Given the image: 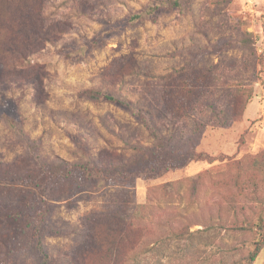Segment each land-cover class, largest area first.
<instances>
[{"label":"rangeland","instance_id":"1","mask_svg":"<svg viewBox=\"0 0 264 264\" xmlns=\"http://www.w3.org/2000/svg\"><path fill=\"white\" fill-rule=\"evenodd\" d=\"M43 1L38 19H22L27 44L0 46V178L29 175L36 157L74 162L82 143L97 162L133 159V146L158 143L134 159L136 172L170 157L229 158L59 201L52 220L66 235L47 236L51 254L66 258L86 241L89 222L99 227L108 212L142 205L144 237L131 264H241L264 217V0H182L184 12L103 37L151 0ZM38 22L46 33L30 36ZM95 37L82 58L65 49ZM90 88L131 99L158 136L120 108L88 101ZM29 191L0 183L1 210L25 208ZM17 228L0 221V234ZM253 264H264V247Z\"/></svg>","mask_w":264,"mask_h":264},{"label":"trees","instance_id":"2","mask_svg":"<svg viewBox=\"0 0 264 264\" xmlns=\"http://www.w3.org/2000/svg\"><path fill=\"white\" fill-rule=\"evenodd\" d=\"M43 7V0H0V46H6L5 42L9 39L13 40L17 46L27 44V36L23 37L19 34L22 19L29 16L28 21L31 24L34 19L39 18ZM174 11H185L182 0H151L140 9L129 12L114 25L105 28L100 36L103 37L122 31L127 27L145 25L149 22L156 23L161 15ZM37 25L41 26L40 22L35 23L33 26L30 25L31 28L28 32L31 31L30 36L37 34L42 36L46 33L43 27L38 29ZM54 39L52 35L45 38L47 42ZM98 41V37H95L73 51H70L68 46L65 49L71 57L82 58L87 50L96 47ZM29 49L30 46H25L24 52L29 51ZM4 52L5 50L0 48V59H3ZM83 96L93 103H105L120 108L125 113L138 119L148 130L158 136L157 129L146 118L149 113L137 107L128 97L116 96L99 88L87 89L83 92ZM173 102L179 105L186 103L184 100L175 101V99H173ZM247 132L242 135L241 139ZM158 145V143H155L151 148L133 146L132 149L136 153L133 159L124 157L97 162L82 143L78 148L79 158L74 162H67L59 158L40 160L36 157L34 159L36 170L29 173V175L0 178V183L4 185L17 184L26 188V190H31L25 208L21 207L15 210H11V207H8V210H1L0 208L1 223L13 221L18 226L15 232L10 231L8 234H0V264H16L21 259L28 261V264H131L139 256L136 250L141 244V238L144 237V226L138 225L139 217L142 216L140 214L141 210L145 208L142 205L138 206V211L134 213L126 209L108 212L96 223L103 224L99 227L89 222L84 244L77 247L71 255H67L62 260H58L51 254L47 236L61 237L66 235V232L55 225L52 220L59 201H67L71 205L72 198L76 195L82 193L96 194L108 189L109 186H116V184H119L118 182L134 181V184H136L135 181L143 179V177H161L173 169H180L194 161L200 162L203 160L214 164L218 161L224 163L229 160L227 157L222 160L215 157L210 161L209 156L196 157L195 155H189V161L185 162V156H182L180 162H178V157H170L171 160L160 159L156 166L152 165L136 172L134 159L143 155L145 150L156 152ZM29 153L31 154V151ZM231 161L227 165H230ZM1 172L4 171L1 170ZM61 186L63 187L59 196H57L55 189ZM29 207H31V210H29ZM24 219H28L30 222H27V225L22 224ZM254 225L259 238L255 241L254 249L250 254L241 260V264H253L264 247V217H259ZM24 242L27 249L24 245L21 246ZM12 256H14L13 260L9 261Z\"/></svg>","mask_w":264,"mask_h":264}]
</instances>
